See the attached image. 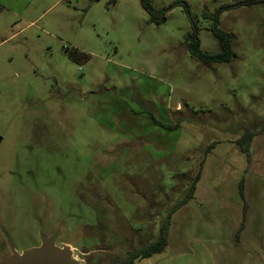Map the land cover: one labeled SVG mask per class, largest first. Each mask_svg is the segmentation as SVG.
Instances as JSON below:
<instances>
[{"label":"rangeland","instance_id":"1","mask_svg":"<svg viewBox=\"0 0 264 264\" xmlns=\"http://www.w3.org/2000/svg\"><path fill=\"white\" fill-rule=\"evenodd\" d=\"M237 1L153 0L168 7L155 24L140 0H0V259L42 228L80 264H122L198 171L230 190L247 161L234 139L264 123V4L221 13L228 63L186 34L219 52L205 13ZM134 264L210 263L165 248Z\"/></svg>","mask_w":264,"mask_h":264},{"label":"crops","instance_id":"2","mask_svg":"<svg viewBox=\"0 0 264 264\" xmlns=\"http://www.w3.org/2000/svg\"><path fill=\"white\" fill-rule=\"evenodd\" d=\"M250 131V157L241 149L247 161L230 190L206 186L200 173L194 197L173 213L165 247L169 256L200 255L210 264H264V123ZM217 144L207 148V155Z\"/></svg>","mask_w":264,"mask_h":264},{"label":"trees","instance_id":"3","mask_svg":"<svg viewBox=\"0 0 264 264\" xmlns=\"http://www.w3.org/2000/svg\"><path fill=\"white\" fill-rule=\"evenodd\" d=\"M140 1V4L143 9L148 13L151 22H154L155 24H160L163 21H166L168 7L156 8V6L153 4V0ZM178 4H183L185 10L188 13L190 12L187 2L171 3L169 7L176 6ZM254 4H264V0H239L235 4L223 5L219 7L212 15H210L209 13H205L206 16H210L213 20V22H211L210 29L214 36L219 39L218 41L220 43V51L217 53H209L207 51L201 50L198 29L195 27L192 32L190 31L188 34H186V41L188 48L191 51V54L203 61L204 63L208 64L230 62L231 59L235 56V51L232 44L233 35L227 32V30L220 27L221 13L226 9L239 7L242 5L250 6ZM150 117L152 118L154 124L171 128L170 125L165 124L162 120L158 119L155 115H153V113H150ZM253 136L254 132L249 130L246 131L241 137L236 140L242 147V151L246 153L248 157H250L249 148ZM199 179L200 171H198L192 184H190L186 196L174 205V207L170 211L169 216L161 224L159 237H157V239L152 241L151 243L149 242L140 249H136L132 252L130 251V253L124 259V262L122 264H134V261L138 257H146L148 255L150 256L156 252H161L165 249L168 243L172 215L182 204L188 202L194 197L196 184Z\"/></svg>","mask_w":264,"mask_h":264},{"label":"water","instance_id":"4","mask_svg":"<svg viewBox=\"0 0 264 264\" xmlns=\"http://www.w3.org/2000/svg\"><path fill=\"white\" fill-rule=\"evenodd\" d=\"M40 243L19 251L8 240L10 253L0 259V264H80L74 256L75 249L70 245L60 246L58 234H40Z\"/></svg>","mask_w":264,"mask_h":264},{"label":"flooded vegetation","instance_id":"5","mask_svg":"<svg viewBox=\"0 0 264 264\" xmlns=\"http://www.w3.org/2000/svg\"><path fill=\"white\" fill-rule=\"evenodd\" d=\"M40 232H41L42 235L44 234V231H42V228H40ZM40 241H41V239L39 238V243H40Z\"/></svg>","mask_w":264,"mask_h":264}]
</instances>
